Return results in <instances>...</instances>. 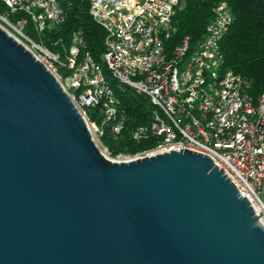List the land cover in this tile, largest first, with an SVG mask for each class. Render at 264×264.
Returning <instances> with one entry per match:
<instances>
[{
  "label": "water",
  "instance_id": "1",
  "mask_svg": "<svg viewBox=\"0 0 264 264\" xmlns=\"http://www.w3.org/2000/svg\"><path fill=\"white\" fill-rule=\"evenodd\" d=\"M213 160L107 158L0 25V264H264V223Z\"/></svg>",
  "mask_w": 264,
  "mask_h": 264
},
{
  "label": "built area",
  "instance_id": "2",
  "mask_svg": "<svg viewBox=\"0 0 264 264\" xmlns=\"http://www.w3.org/2000/svg\"><path fill=\"white\" fill-rule=\"evenodd\" d=\"M0 1L6 6L0 25L57 77L107 158L128 161L185 149L206 155L264 223V93L255 99L249 80L223 68L222 42L233 25L227 4L213 8L204 39L192 44L189 37L175 40L180 0H90V15L106 33L102 61L111 78L154 108L150 122L132 130L135 142L153 146L113 157L101 142L105 126L111 124L112 134L119 136L128 117L102 65L83 50L81 32L73 33L63 56L27 35L29 21L38 35L64 23L59 0ZM18 13L24 16L12 23ZM99 102L105 106L101 124L87 113Z\"/></svg>",
  "mask_w": 264,
  "mask_h": 264
},
{
  "label": "trees",
  "instance_id": "3",
  "mask_svg": "<svg viewBox=\"0 0 264 264\" xmlns=\"http://www.w3.org/2000/svg\"><path fill=\"white\" fill-rule=\"evenodd\" d=\"M59 2L65 13L64 23L38 35L33 29V23L29 21L27 35L42 43L51 52L63 56L64 49L71 44L73 33L81 32L85 40L83 50L89 52L102 65L105 76L115 88L119 106L128 117L126 128L119 136L112 134L111 124L105 126L102 144L111 151L113 157L119 154L134 155L152 147L153 144L149 141L135 142L132 139V130L138 125L150 122L154 108L147 98L121 91L117 82L111 78L102 61L106 33L90 15V0ZM219 3L227 4L233 15V25L222 42L223 68L249 80L250 94L257 99L264 93V0H180L174 18L175 40L189 37L192 44L202 41L206 28L214 17L213 8ZM5 11L6 6L0 1V14ZM23 16L22 13L16 14L12 23ZM104 110L103 102L88 107L89 119L101 124Z\"/></svg>",
  "mask_w": 264,
  "mask_h": 264
},
{
  "label": "rangeland",
  "instance_id": "4",
  "mask_svg": "<svg viewBox=\"0 0 264 264\" xmlns=\"http://www.w3.org/2000/svg\"><path fill=\"white\" fill-rule=\"evenodd\" d=\"M0 23H1V22H0ZM1 24H2V23H1ZM121 91H123V92H128L130 95H133V94L137 95L132 89H129V88H127V87H123V88L121 89ZM137 96H139V95H137ZM95 142L97 143L98 147L100 148V142H98L96 139H95Z\"/></svg>",
  "mask_w": 264,
  "mask_h": 264
}]
</instances>
